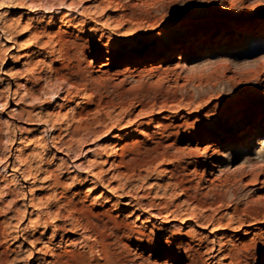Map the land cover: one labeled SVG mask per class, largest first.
I'll use <instances>...</instances> for the list:
<instances>
[{
	"label": "rangeland",
	"instance_id": "1",
	"mask_svg": "<svg viewBox=\"0 0 264 264\" xmlns=\"http://www.w3.org/2000/svg\"><path fill=\"white\" fill-rule=\"evenodd\" d=\"M260 129L261 0H0V264H264Z\"/></svg>",
	"mask_w": 264,
	"mask_h": 264
},
{
	"label": "bare ground",
	"instance_id": "2",
	"mask_svg": "<svg viewBox=\"0 0 264 264\" xmlns=\"http://www.w3.org/2000/svg\"><path fill=\"white\" fill-rule=\"evenodd\" d=\"M215 60L214 59H209V60H206V61H202V62H200V63H196L197 65H195L194 67L195 68H203V69H207V68H211V67H213L214 66V64H215ZM142 63V61L141 60H133V61H130V65L131 66H138L139 64H141ZM104 67V65L101 63V62H99L98 63V65H96L95 67H93L94 69H96V72H101V70H102V68ZM134 70H132L131 72H133ZM257 135H258V137H259V141L258 142H260V141H262V139H261V136H264V129H260L259 130V132H257L256 133ZM203 140H206V141H213V137H203ZM237 141L238 142H243L244 141V138H243V136L242 135H240V136H238L237 137ZM256 144H258V143H256ZM211 146L212 145H206L205 147H204V154H205V156L206 157H208V158H213V153H214V151H213V149L211 148ZM258 157L259 158H261V159H263L264 158V148H262V150L260 151V153H259V155H258ZM209 161V160H208ZM211 166H212V169H211V171L208 173V179H206L205 180V182L206 183H210V184H212V182L214 181V179L212 178V176L214 175V173L216 172V169H217V165L214 163V162H212V160L210 159V161L208 162ZM219 168V167H218ZM219 170V169H218ZM248 174L249 175H251V176H253V179L250 181V183H248V185H251V186H254V185H256V184H259L260 183V187H258V188H255V189H253V191L254 190H257V191H264V181H261V182H259V174L257 173V171H256V168H250V170H249V172H248ZM228 176V175H227ZM229 178V177H228ZM211 179H213V180H211ZM227 178H225L224 180H223V186L225 187V186H227V182H228V180H226ZM236 190V189H235ZM232 193H235V192H232ZM233 195V194H232ZM218 196H220V194H218ZM264 200V199H263ZM257 202V201H256ZM263 204H264V202H262ZM174 218H175V216H174ZM198 219H199V217H193L192 219H191V221H192V223H196L197 221H198ZM209 222V221H208ZM207 222V223H208ZM207 225V224H206ZM208 225H210V224H208ZM223 226H225V227H227L226 225H223ZM207 227V226H206ZM203 228V227H202Z\"/></svg>",
	"mask_w": 264,
	"mask_h": 264
},
{
	"label": "snow or ice",
	"instance_id": "3",
	"mask_svg": "<svg viewBox=\"0 0 264 264\" xmlns=\"http://www.w3.org/2000/svg\"><path fill=\"white\" fill-rule=\"evenodd\" d=\"M261 2H264V0H261ZM251 7H255V3H253L252 5H250Z\"/></svg>",
	"mask_w": 264,
	"mask_h": 264
}]
</instances>
